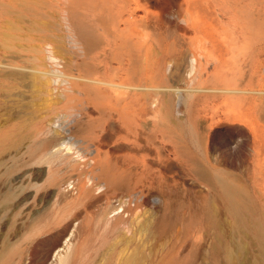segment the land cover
Segmentation results:
<instances>
[{"label":"rangeland","instance_id":"obj_1","mask_svg":"<svg viewBox=\"0 0 264 264\" xmlns=\"http://www.w3.org/2000/svg\"><path fill=\"white\" fill-rule=\"evenodd\" d=\"M73 213L68 264H264V0H0V264Z\"/></svg>","mask_w":264,"mask_h":264},{"label":"bare ground","instance_id":"obj_2","mask_svg":"<svg viewBox=\"0 0 264 264\" xmlns=\"http://www.w3.org/2000/svg\"><path fill=\"white\" fill-rule=\"evenodd\" d=\"M69 27H70V25H69ZM70 28L74 32V39L73 40L75 43H77V44L80 43L81 45L88 46L90 43L96 42V37L92 38V31H89L88 28H86V26L83 23L74 22V23H72V26ZM67 30L69 31V29H67ZM191 68H194L193 63H191ZM58 140H57V142H59ZM57 142H55V143H57ZM54 144H52V145L54 146ZM48 146H50V145H48ZM63 146H64V144H63ZM67 149H70V147H67ZM62 150L63 149L61 147H57L56 150H54L52 152V154H57V153L61 152ZM65 155L67 157H69V156H71V153L66 152ZM114 183L119 184L120 181H117ZM99 184L100 183H94L93 185H90L89 187H87L85 190L81 189L83 191L80 190L81 186H80V188L75 186L72 189V191L74 192V190H75L74 193H76V194L78 193V196L83 195L84 198H86L87 196H89L92 193L94 186H98ZM56 187H58V190H61L59 185L58 186L56 185ZM61 188H62L63 193H65L64 192L65 190H68V189H66L67 188L66 186H63ZM124 207L122 209H124ZM76 216H78L77 213L71 214L70 217L67 219L68 221H65L60 226L59 229H56V230H54V232L49 233L47 235H45V234L39 235L37 238L34 239L35 242L33 243L32 249L40 248L41 258H42L44 264L46 263V261L48 259H51V258H52V260L55 261V264H68L69 263L71 254L73 253V250H74L73 249V246H74L73 240H74V227L75 226L73 225V221L76 220ZM117 216H119V214H117ZM117 216L113 217V218L115 219V218H117Z\"/></svg>","mask_w":264,"mask_h":264}]
</instances>
